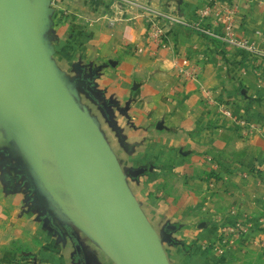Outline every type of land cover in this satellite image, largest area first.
<instances>
[{
    "label": "crops",
    "instance_id": "0c3cea01",
    "mask_svg": "<svg viewBox=\"0 0 264 264\" xmlns=\"http://www.w3.org/2000/svg\"><path fill=\"white\" fill-rule=\"evenodd\" d=\"M130 1L52 0L54 61L69 80L96 74L104 98L95 93L97 103L78 89L76 100L122 166L154 168L132 190L148 203L142 206L156 229L176 227L167 250L172 264H264V57L161 20L163 38L155 41L144 7L196 19L209 6L206 22L219 32L226 23L220 11L237 7V38L264 47V0ZM0 44L3 96L8 73ZM222 108L257 129L239 126ZM0 162L18 175L5 146ZM14 200L0 198V264H75L49 207ZM156 203L201 204L193 212H168V204ZM231 226L239 233H230ZM182 232L186 240L177 237Z\"/></svg>",
    "mask_w": 264,
    "mask_h": 264
},
{
    "label": "water",
    "instance_id": "95a60500",
    "mask_svg": "<svg viewBox=\"0 0 264 264\" xmlns=\"http://www.w3.org/2000/svg\"><path fill=\"white\" fill-rule=\"evenodd\" d=\"M51 3L52 0H0V13H3L4 5H6L9 10L10 30L13 36L17 37L21 54L26 61L25 78L34 112L46 120L62 141L64 160L69 161L74 155V151L78 155L87 157L114 182L118 191L123 194L124 197L121 198L117 194L99 191L96 193V200L98 203L111 206V211L105 216L121 230L128 248L129 264H172L163 240L159 237L156 228L134 194L129 181L130 177L136 179L149 170H154V168L125 169L100 131L97 120L88 109L82 108L77 102L78 89L84 90L95 102L99 101L95 93H100L102 98H104V94L96 87V74L90 77L83 75L77 80H69L52 61L48 50V48H52L48 43V32L51 30L53 12ZM36 11L38 12L35 13ZM0 21H2V17H0ZM51 75H55L61 82L66 96L75 107L74 110H70L61 103L43 95L41 89L46 85ZM2 92L1 87L0 94ZM15 126L23 127L19 122L0 114V148L4 146L9 148L11 158L17 159L19 139L22 144H20L21 149L26 153L29 161L47 185L31 157L32 155L36 158L28 145L30 134L24 140L21 134L16 132ZM14 139L17 140V143L14 142ZM14 166L19 178H23L24 181L31 178L29 171H18L17 165ZM66 169L69 172V177L72 178L74 187L78 189V199L83 195L86 197V211H91L86 217H90L92 215L90 204L94 200L89 193L80 188L83 181L79 172L68 165H66ZM75 172L77 173L76 176H74ZM32 188L37 189L34 184H32ZM52 214L53 212L49 208L51 224L54 225L55 218ZM203 225L206 224L203 223ZM146 228H150L156 236V250H153L145 239L144 231ZM175 228L171 225H166L164 228L168 233L167 241L170 244L174 242L170 231Z\"/></svg>",
    "mask_w": 264,
    "mask_h": 264
},
{
    "label": "rangeland",
    "instance_id": "374dc122",
    "mask_svg": "<svg viewBox=\"0 0 264 264\" xmlns=\"http://www.w3.org/2000/svg\"><path fill=\"white\" fill-rule=\"evenodd\" d=\"M37 12L38 11H36L35 13ZM48 50L50 51V57L52 61L54 62L55 66L58 68V64L54 61L55 49L48 48ZM62 64L64 65V63ZM0 89H1V82H0ZM6 97H8L9 100L11 99L10 96H7L5 94L3 96L0 95V101H1L0 105L6 103L4 101ZM17 100L15 102H17ZM33 113L27 114L26 111H17V112L13 111L10 113L12 117L9 118L23 125V127L15 126V129L16 132L21 134L24 140L30 134L28 137V143H29L28 145L30 151L34 153V156L36 158H34L32 155L31 157L34 160L37 168L43 175L47 185L44 183L39 173L33 167L32 163L29 161L26 153L23 151V149H21L22 144L21 141L18 139L19 145L18 146L16 145L17 147H19L17 148L18 157L16 159L17 170L24 172L29 171L31 174V178L29 180L26 179L25 181L23 178H19L20 179L19 182H17V184L14 185L13 183H11L12 181L9 178L10 176L14 175L13 167H9L7 164L3 165L2 167H0V198L4 199L5 197H7L8 199L9 196H14L15 197L14 201L17 203H30V204H34L35 206L40 203L46 204L53 212L52 214L53 217L57 220V222L63 229L60 232L64 231L65 234H67L68 236L67 238L68 241L70 242V244H72L71 246V248L73 249L72 258L73 260H75V264H118V263L127 264L126 253L128 248L123 238L122 232L118 226H116L113 222L109 221L105 216L106 213L110 212V210L108 211L106 208H104V204L98 203L93 199L94 202L91 201L90 204L92 215L90 217H86L91 212V211H86L87 209L85 202L86 197L83 195L81 198L79 197L78 199L77 197L78 195L76 194V192L78 191L74 187V185H72L73 183L72 180H70L72 178L69 177L68 172H65V168H64L65 163L62 165L65 172L62 177H60V174L57 173L58 170L55 171L56 169L48 168L49 166L48 162L52 161L51 159L54 156V152L50 148L43 149L42 145L50 139L49 137L51 136V132L52 135L54 136H58V135L55 134L51 126L46 122L44 118L37 116L35 114L34 109H33ZM36 119L38 120L37 122L39 124L44 125L45 129L48 130V134L39 132L37 129L34 128V123H35L34 121ZM16 139H14L15 143H17ZM0 149H4V147H1ZM66 163H67L66 165L72 168V166L70 165V161H66ZM1 165L2 164H0V166ZM96 169L98 170L105 184L106 192L110 194H116L112 184L110 183L106 175L98 167H96ZM76 175L77 173L75 172L74 176ZM21 181L24 182L22 183ZM129 181L131 187L135 185L133 184L136 181L135 179H132L130 177ZM32 184L36 185L37 187L36 190L32 188ZM84 185L85 182L83 181L82 185H80L83 191H85ZM88 193L92 196V193L90 192ZM141 204H143L146 207L148 205V203H141ZM156 204L165 205V206L166 204H168L169 208L166 206L168 212H173L175 210L184 211V212L187 210H192L191 212H193V210L196 209V206L201 203H196V204L192 203L191 207L184 206L181 208L171 206L173 205V203H156ZM174 205H176V203H174ZM100 215L101 217H99ZM64 223L66 224L64 225ZM156 230L158 232L159 237L163 240L164 247L168 254L167 250H170L171 249L170 247L172 245L167 241L168 233L167 231L164 230V228H159ZM173 235L175 234L171 233L172 237ZM180 235H183L185 240L187 239V236L184 235V232H182V234L179 235L177 234V237H179ZM174 237L176 238V236ZM230 240H232V238ZM147 242H149L148 239ZM218 247L216 248L218 249ZM116 249H118V252L114 251ZM217 249L213 248L212 250L214 253H217L218 252Z\"/></svg>",
    "mask_w": 264,
    "mask_h": 264
},
{
    "label": "bare ground",
    "instance_id": "6f19581e",
    "mask_svg": "<svg viewBox=\"0 0 264 264\" xmlns=\"http://www.w3.org/2000/svg\"><path fill=\"white\" fill-rule=\"evenodd\" d=\"M4 9L5 10L3 11V13L2 12L0 13V17H2V21H0V30H2L1 27H3V26H6V27L10 28L9 10H8L6 5H4ZM11 35L12 34L10 32H8V31L7 32L6 31L5 32L0 31V39H1L2 43H3V47H5V51H4L5 52V54H4V58H5L4 67H5V69H7V73H8L7 74L8 77H6L7 79L5 81L6 85H8V86H7V88H5V92L4 93H6L5 95L11 97L10 100L8 99V97H6V99H4V101L6 103H3V104L0 105V114L3 115V116L6 115L8 117H12L10 115V113L13 112V111L14 112L26 111L27 114L28 113L29 114L33 113V107H32V105L30 103V99H29V95H28V86H27L26 78H25V64H26V61H25V59L23 58V56L21 54L19 44H16L14 38ZM3 47H2V49H4ZM4 79H5V77H4ZM11 86H12L13 89L11 88ZM10 91L12 93H10V94L7 93V92H10ZM41 91H42L43 95L45 97H47L48 99H51V100L56 101V102H59L63 106H65L66 108H68L70 110H74L75 109L74 105L71 103V101L66 96L65 90H64L61 82L59 81V79L55 75H51L49 77L46 85L41 89ZM16 98L17 99L19 98V99L17 100ZM16 100H17V102H15ZM5 106H8V107L13 108V109L12 110H4L3 107H5ZM37 121H38L37 119L34 121L35 122L34 123V128L37 129L39 132H42L44 134H48V130L45 129L44 125L39 124ZM49 138L50 139L42 145L43 149L50 148L54 152V156L51 159L52 161L51 162L47 161L49 163L48 168L49 169H56L55 171L58 170L57 173L60 174V177H62L65 172H68L66 170V160H64V158L62 156V152H63L62 151V142H61V140H60V138L58 136L52 135V132H51V136ZM73 153H74V155L69 160L70 161V165L72 166L73 169H75V170H77L79 172L80 177L85 182V185H84L85 192L92 193V197H94L93 199L95 201H97L96 200V193L99 192V191L106 192L105 184H104V182H103L98 170L96 169V167H98V166L95 163H93L90 159H88L87 157L78 155L75 152H73ZM75 154H77V155H75ZM64 163H65V165H64L65 172H64V169L62 167V165ZM66 175H67V173H66ZM56 177H57V175H56ZM70 180H72V179H70ZM108 180L112 184L115 193L117 195H120L121 198H123L124 197L123 194L120 193V191H118V188L114 184V182H112L109 178H108ZM72 185H73V183H72ZM77 191H78V189H77ZM72 192H73V190H72ZM76 194H77V192H76ZM104 208H106L108 211L109 210L111 211V209H112L110 205H104ZM99 217H101V215ZM107 222H108V220H107ZM103 227H104V225H103ZM106 229H103V230H106ZM144 236H145L146 241H147V239L149 240V242H148L149 246L153 250H156L157 249L156 236H155L154 232L150 228H146L145 231H144ZM114 251L118 252V249H116ZM127 254H128V250H127V253H126V262H127V264H129Z\"/></svg>",
    "mask_w": 264,
    "mask_h": 264
},
{
    "label": "built area",
    "instance_id": "2783aa9c",
    "mask_svg": "<svg viewBox=\"0 0 264 264\" xmlns=\"http://www.w3.org/2000/svg\"><path fill=\"white\" fill-rule=\"evenodd\" d=\"M125 4L132 1L130 0H118ZM146 15L148 16V23L150 28L149 37L155 41H162L163 31L156 21H166L171 24L181 25L183 27L192 29L196 32L202 33L210 38L216 39L218 41L227 43L228 45L234 46L240 50H243L249 54L264 57V47L257 45L247 38L239 39L235 33V18L237 16V7L224 8L220 11V15H225L226 23L224 25L223 32L216 31L211 25L206 22V19L211 15V9L206 6L199 11V15L196 19H189L175 11L165 10L162 8H155L152 6H144ZM223 113L231 117L239 126L247 127L251 131L256 130L257 126L250 123L244 118H238L233 115V113L227 109L222 108ZM230 233H239L236 227H227Z\"/></svg>",
    "mask_w": 264,
    "mask_h": 264
},
{
    "label": "flooded vegetation",
    "instance_id": "af4514ba",
    "mask_svg": "<svg viewBox=\"0 0 264 264\" xmlns=\"http://www.w3.org/2000/svg\"><path fill=\"white\" fill-rule=\"evenodd\" d=\"M10 178V180L12 181L11 183H13L14 185H16L17 184V182H19V176H10L9 177Z\"/></svg>",
    "mask_w": 264,
    "mask_h": 264
}]
</instances>
